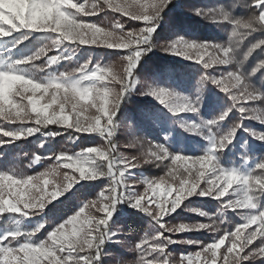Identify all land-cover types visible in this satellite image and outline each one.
<instances>
[{
	"label": "rangeland",
	"instance_id": "374dc122",
	"mask_svg": "<svg viewBox=\"0 0 264 264\" xmlns=\"http://www.w3.org/2000/svg\"><path fill=\"white\" fill-rule=\"evenodd\" d=\"M171 1L0 0V264L264 260V204L254 194L264 163L253 153L264 111L234 62L250 24L217 9L212 25L226 41L172 32L164 42L155 31ZM262 4L251 7L264 27ZM150 54L164 67L146 72ZM232 117L244 126L230 128ZM38 123L91 144L26 152L19 143ZM225 149L238 161L224 163ZM152 163L164 169L159 179L141 171ZM190 199L214 205H186L203 221L172 223ZM132 217L143 235L126 233ZM197 233L212 237L191 241Z\"/></svg>",
	"mask_w": 264,
	"mask_h": 264
},
{
	"label": "trees",
	"instance_id": "16d2710c",
	"mask_svg": "<svg viewBox=\"0 0 264 264\" xmlns=\"http://www.w3.org/2000/svg\"><path fill=\"white\" fill-rule=\"evenodd\" d=\"M258 0H179L178 6L175 0H172L168 5V13L165 15L166 26L160 27L155 31V36L161 38L166 42L172 38V32H179L189 35L190 38L196 42H213V41H226L227 37L222 32V27L217 29L212 25L216 15L214 11L220 9L226 14L230 23L239 24L241 21H246L250 27L246 30L241 29V36L234 43L237 49H234L235 67L240 72L245 84L249 89L260 95L258 106L264 111V27L255 21L257 11L251 7L252 4ZM261 9L264 8V4L261 5ZM210 10V11H209ZM250 22V23H249ZM34 44V43H33ZM31 44L26 45V48ZM165 59L161 56H154L150 54L144 60L146 72H152L155 69H161L165 65ZM142 63H138L133 73L138 71V67L142 66ZM125 97L123 96L120 104L123 103ZM140 105V104H138ZM246 122V121H245ZM244 121H241L237 117L228 120L230 128H238V126H244ZM38 132L34 133L27 140H21L20 145L22 148L32 154H45L46 152L56 153L64 152L65 146L69 145L74 150L83 149L85 145L91 144V140L85 141L74 140L72 138V130L63 128L62 126L53 124H36ZM261 133L264 135V128H260ZM259 129V130H260ZM47 136L46 138H43ZM152 141V140H151ZM43 143V144H42ZM42 144V146H40ZM135 153L133 149L130 150ZM226 151V149H225ZM230 152V151H229ZM228 152H219L220 158L224 163H232L238 161V157L235 154ZM254 155L258 157V161L264 163V143L256 145L253 151ZM158 163H156L157 165ZM155 164H143L141 171L150 179H159L163 176L164 169L162 166H156ZM253 175L262 177V170H255ZM263 188H257L254 192L256 195L255 200L258 204H264V184ZM200 207L203 210L212 209L214 203L208 199L203 200H187L181 206V209L176 211L172 223H194L196 221H203L202 219L186 213L183 209ZM125 231L129 235L138 237L146 232V227L143 223L137 221L136 218H129L124 223ZM209 233H197L190 234L191 241L208 242L211 238ZM207 238V239H206ZM186 250L193 247L180 246ZM180 253L177 249L176 254ZM238 264H264V260L260 258H251L248 260H242Z\"/></svg>",
	"mask_w": 264,
	"mask_h": 264
}]
</instances>
